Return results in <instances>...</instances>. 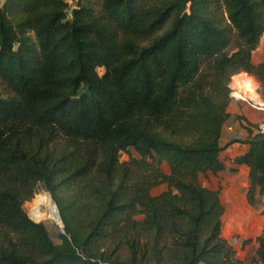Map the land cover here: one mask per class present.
<instances>
[{"label":"trees","instance_id":"obj_1","mask_svg":"<svg viewBox=\"0 0 264 264\" xmlns=\"http://www.w3.org/2000/svg\"><path fill=\"white\" fill-rule=\"evenodd\" d=\"M263 36L264 0H5L0 264H245L223 235L221 191L201 177L227 170L231 78L255 77L264 95ZM256 130L234 160L254 208ZM40 187L60 210V244L25 209ZM257 242L264 264V231Z\"/></svg>","mask_w":264,"mask_h":264},{"label":"crops","instance_id":"obj_2","mask_svg":"<svg viewBox=\"0 0 264 264\" xmlns=\"http://www.w3.org/2000/svg\"><path fill=\"white\" fill-rule=\"evenodd\" d=\"M253 62L259 64L264 61H255L253 57ZM229 113L231 118L224 127L221 146L223 140H230L226 154L230 156L229 160L231 163L228 165L223 161L227 166V170L218 175L210 174L209 176L218 177L221 181L227 172H230L233 177L215 186L203 185L213 190L221 191L222 202L226 209L223 217V235L237 250L239 258L245 264L249 257H251L250 264H254L252 263V258L258 248L257 239L264 231V199L260 208H254L248 203L249 169L247 166L235 165L234 160L248 150V146L242 143L247 138L239 136L236 131L241 128L242 131L247 133V137L249 129L257 132L256 126L264 121V111L252 107L247 102L232 98ZM231 169H237V172H231ZM241 175L244 176L243 180L238 179ZM235 236H240L241 238L238 240Z\"/></svg>","mask_w":264,"mask_h":264},{"label":"rangeland","instance_id":"obj_3","mask_svg":"<svg viewBox=\"0 0 264 264\" xmlns=\"http://www.w3.org/2000/svg\"><path fill=\"white\" fill-rule=\"evenodd\" d=\"M69 3H70V5H71V8L73 7V6H75L76 5V2L78 1V0H67ZM92 1H97V0H92ZM3 2V0H0V5H1V3ZM254 59H255V61H264V36H263V38H262V40H261V43H260V46H259V48L257 49V51L254 53ZM99 73L101 74V75H103L104 74V69H100L99 70ZM241 74H243V73H241ZM238 75H240V74H238ZM249 75V74H248ZM237 76V75H236ZM251 76V75H250ZM253 77V76H252ZM255 78V77H254ZM256 79V78H255ZM256 81L258 82V84H259V91H260V97H261V100L262 101H264V95H263V92H262V90H263V87H262V84L256 79ZM232 83V82H231ZM240 91L241 92H243V93H246V97L248 98L247 99V103H249V102H251L250 101V98H252L250 95H251V93L249 92V91H247V90H242L241 88H240ZM250 93V94H249ZM7 95V91L5 90V88H4V86L0 83V97H5ZM245 102V101H244ZM260 124V123H259ZM257 131V130H256ZM236 133L239 135V136H241V137H243V138H247V133L246 132H244V131H242V129L241 128H239L237 131H236ZM241 133V134H240ZM229 142H230V140H228V141H226V140H223V142H222V146H223V148H224V151H223V153H222V155H221V158H222V160L224 161V162H226L228 165L231 163L230 162V160H229V158H230V156H228L227 154H226V150H227V147L230 145L229 144ZM129 160V156L128 155H123L122 156V161H128ZM233 177V174H231L230 172H227V174L221 179V181L219 180L220 178H215V177H213V176H208V177H204V176H202L201 177V181H202V183L203 184H205V185H207V184H209V185H211V186H215V185H218V184H221L224 180L226 181V180H230L231 178ZM238 179H240V180H243L244 179V176H239V178ZM167 190V186L166 185H164V186H162V187H159V188H157V189H155L154 190V192H153V194L154 195H158V194H160V193H162L163 191H166ZM40 194H46V195H49L51 198H53L52 197V195H51V193H49L48 191H46V189L44 188V187H40V189H39V192L34 196V198L32 199V200H30V201H27L26 203H25V209H26V211L28 212V214H29V216H30V218L33 220V221H35V219L34 218H32V211L33 210H35V207H36V202H34V199L36 198V196L37 195H40ZM33 202V203H32ZM32 203V204H31ZM31 204V205H30ZM260 207H262L261 205L258 207V208H260ZM38 221V220H37ZM37 221H35V222H37ZM41 221V223H44L46 226H47V229H48V231H49V233H50V236H51V238H52V240L56 243V244H60L61 243V239H60V236L62 235V229H63V227H60L59 225H56V224H54V222L53 221H51V220H46V221H43V220H40ZM235 238L236 239H240L241 237L240 236H235ZM251 263V257H249L247 260H246V264H250Z\"/></svg>","mask_w":264,"mask_h":264},{"label":"bare ground","instance_id":"obj_4","mask_svg":"<svg viewBox=\"0 0 264 264\" xmlns=\"http://www.w3.org/2000/svg\"><path fill=\"white\" fill-rule=\"evenodd\" d=\"M237 76H239L240 83L242 85H248L250 82L252 86V91L250 92L251 93L250 96L257 102L264 103L261 100V97L259 94V87H258L259 84L256 81V79L248 75L247 73H243ZM238 96H240V94ZM35 202L37 205L35 207V210H33L31 213L37 220H43V221L51 220L54 222V224L59 225L60 227H63L61 225V221L58 219L56 208L53 206L52 198L49 195L40 194L37 196Z\"/></svg>","mask_w":264,"mask_h":264},{"label":"built area","instance_id":"obj_5","mask_svg":"<svg viewBox=\"0 0 264 264\" xmlns=\"http://www.w3.org/2000/svg\"><path fill=\"white\" fill-rule=\"evenodd\" d=\"M231 90L232 91H236V92H238L239 94H240V96H236V97H233L232 96V98L233 99H236V100H239V101H245V102H248L247 101V97H246V93H243V92H241L240 91V89H236V88H231ZM259 94H260V91H259ZM250 101L251 102H249V104L252 106V107H254V108H256V109H258V110H260V111H264V103H259V102H257L256 100H254L253 98H250ZM264 102V101H263ZM258 132L259 133H262L263 135H264V121H262L259 125H258ZM62 234H64V232H63V229H62Z\"/></svg>","mask_w":264,"mask_h":264},{"label":"clouds","instance_id":"obj_6","mask_svg":"<svg viewBox=\"0 0 264 264\" xmlns=\"http://www.w3.org/2000/svg\"><path fill=\"white\" fill-rule=\"evenodd\" d=\"M231 79H232V83H230L228 85L229 88H234L235 87V88H241L242 90H247L249 92L252 91V86H251L250 82H249L248 85H242L240 83L239 76H233ZM230 95L233 96V97H236V96L239 95V93L236 92V91H232V92H230Z\"/></svg>","mask_w":264,"mask_h":264},{"label":"water","instance_id":"obj_7","mask_svg":"<svg viewBox=\"0 0 264 264\" xmlns=\"http://www.w3.org/2000/svg\"><path fill=\"white\" fill-rule=\"evenodd\" d=\"M52 201H53V206L56 208L58 219L61 221V224H62V226L64 228V223H63V220H62L61 213H60V210L58 208V205H57L56 201L53 198H52ZM36 223H41V222H36Z\"/></svg>","mask_w":264,"mask_h":264}]
</instances>
